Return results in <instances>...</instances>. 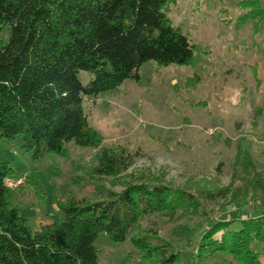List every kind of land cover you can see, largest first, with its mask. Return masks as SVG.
Listing matches in <instances>:
<instances>
[{
  "label": "trees",
  "instance_id": "16d2710c",
  "mask_svg": "<svg viewBox=\"0 0 264 264\" xmlns=\"http://www.w3.org/2000/svg\"><path fill=\"white\" fill-rule=\"evenodd\" d=\"M168 0H0V141L22 136L21 148L40 159L65 157L66 144L99 149L93 176L111 178L120 190L99 201L69 198L59 202L62 219L34 231L15 207L5 185L9 163L0 161V264H102L98 239L116 243L131 238L136 264H178L181 255L159 237L153 223L139 236L131 232L153 216L177 218L194 195L154 177L130 172L141 152L103 147L90 126L84 101L117 90L153 61L159 66L189 65L194 45L167 14ZM242 18L264 13L249 1ZM248 10V9H247ZM9 32L7 43L1 39ZM92 77L87 85L79 73ZM130 172V173H129ZM231 195L230 187L207 192L205 200ZM188 202V203H187ZM200 252L229 264H264V213L219 220L199 231Z\"/></svg>",
  "mask_w": 264,
  "mask_h": 264
},
{
  "label": "rangeland",
  "instance_id": "374dc122",
  "mask_svg": "<svg viewBox=\"0 0 264 264\" xmlns=\"http://www.w3.org/2000/svg\"><path fill=\"white\" fill-rule=\"evenodd\" d=\"M249 1L168 0L172 25L194 45L192 63L164 67L150 61L139 69V80L84 101L103 147L141 152L130 172L194 195V205L185 204L174 221L153 216L130 235L155 223L159 237L181 255L178 264H229L200 252L199 231L219 220L264 213V13L243 19ZM1 39L8 42L7 28ZM91 77L79 73L83 85ZM21 140L0 141V161L9 163L12 178L24 179L14 189L15 207L34 231L62 219L59 202H95L121 189L111 178L93 176L99 149L69 143L65 157L34 159ZM227 187L228 198L205 200L207 192ZM96 245L102 264L140 261L131 238L116 243L104 234Z\"/></svg>",
  "mask_w": 264,
  "mask_h": 264
},
{
  "label": "built area",
  "instance_id": "2783aa9c",
  "mask_svg": "<svg viewBox=\"0 0 264 264\" xmlns=\"http://www.w3.org/2000/svg\"><path fill=\"white\" fill-rule=\"evenodd\" d=\"M24 179L23 178H12V177H8L5 179V185L11 189L14 190L15 188H17L19 185H21L23 183Z\"/></svg>",
  "mask_w": 264,
  "mask_h": 264
}]
</instances>
